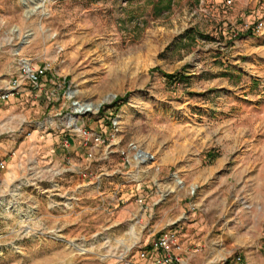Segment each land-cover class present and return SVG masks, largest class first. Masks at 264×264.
<instances>
[{"label": "rangeland", "instance_id": "obj_1", "mask_svg": "<svg viewBox=\"0 0 264 264\" xmlns=\"http://www.w3.org/2000/svg\"><path fill=\"white\" fill-rule=\"evenodd\" d=\"M165 2L0 0V264H264V0Z\"/></svg>", "mask_w": 264, "mask_h": 264}, {"label": "built area", "instance_id": "obj_2", "mask_svg": "<svg viewBox=\"0 0 264 264\" xmlns=\"http://www.w3.org/2000/svg\"><path fill=\"white\" fill-rule=\"evenodd\" d=\"M261 21H258L255 25L259 28ZM48 68L47 63L41 66L31 67L29 65L22 64L17 73L9 76L4 82L0 84V102L10 98L13 95H20L27 84L28 91H35L39 88V77L42 72ZM76 130H80L81 133L86 131L81 126H76L75 121H73ZM134 147V146H131ZM121 152H123L121 150ZM136 157L140 153H136ZM141 156V155H140ZM146 156V155H145ZM123 159L129 162V158L123 155ZM3 166V161L0 159V168ZM140 204L142 202L141 196L136 199ZM146 206V205H145ZM187 252V248L182 245V243L177 238L175 229L171 227L165 228L158 231L147 243L145 248L140 249L137 252V256L140 258L148 259L144 264H186V259L183 253ZM123 259V264L131 263L129 260L125 259V256H121ZM219 264H248L245 256L239 252H234L228 258H221Z\"/></svg>", "mask_w": 264, "mask_h": 264}, {"label": "crops", "instance_id": "obj_3", "mask_svg": "<svg viewBox=\"0 0 264 264\" xmlns=\"http://www.w3.org/2000/svg\"><path fill=\"white\" fill-rule=\"evenodd\" d=\"M259 46H260V45H259ZM262 46H263V45H262ZM262 46H261V47H262ZM258 68H260V66H256V69H258ZM2 82H3V81H1L0 84H1ZM25 85H26V84H25ZM24 89H25V87H24ZM26 89H27V88H26ZM27 90H28V89H27ZM23 91H24V90H23ZM2 104H3V101L0 102V105H2ZM181 243H182V245H183L184 247H186V246L184 245L183 242H181ZM137 252H138V251H136L134 254L131 255L132 257L134 256V258H135V260L132 261V263H134V264H144V262H146L148 259L138 257V256H137ZM187 253H188V250H187V252L183 253V255H184L185 259H186V264L189 263V257H188V255H187ZM170 264H178V263H170ZM218 264H219V263H218Z\"/></svg>", "mask_w": 264, "mask_h": 264}, {"label": "bare ground", "instance_id": "obj_4", "mask_svg": "<svg viewBox=\"0 0 264 264\" xmlns=\"http://www.w3.org/2000/svg\"><path fill=\"white\" fill-rule=\"evenodd\" d=\"M24 65H25V66H26V65H29V63L26 61V62L24 63ZM74 105H75V109H76V110H81L83 107H85V109L90 107V104H81V103H79V102H75ZM69 120H70V118H68V119L66 120V123H69ZM136 155H137V154H136ZM140 155H141V156H140ZM145 155H146V152L141 151L140 154L138 155V156H139V157H138V160H141ZM219 166H220V163H218L217 168H218ZM176 182H177V183H180L181 181L177 179Z\"/></svg>", "mask_w": 264, "mask_h": 264}, {"label": "trees", "instance_id": "obj_5", "mask_svg": "<svg viewBox=\"0 0 264 264\" xmlns=\"http://www.w3.org/2000/svg\"><path fill=\"white\" fill-rule=\"evenodd\" d=\"M162 0H157V2H161ZM165 4L163 6L167 7V3H169L170 0H165ZM160 8H158V11H159ZM162 75L163 76H166L168 78H172V73H166V72H162Z\"/></svg>", "mask_w": 264, "mask_h": 264}]
</instances>
